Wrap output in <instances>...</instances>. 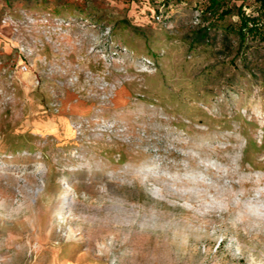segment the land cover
<instances>
[{
  "label": "rangeland",
  "instance_id": "1",
  "mask_svg": "<svg viewBox=\"0 0 264 264\" xmlns=\"http://www.w3.org/2000/svg\"><path fill=\"white\" fill-rule=\"evenodd\" d=\"M259 1L0 0V264H264Z\"/></svg>",
  "mask_w": 264,
  "mask_h": 264
},
{
  "label": "trees",
  "instance_id": "2",
  "mask_svg": "<svg viewBox=\"0 0 264 264\" xmlns=\"http://www.w3.org/2000/svg\"><path fill=\"white\" fill-rule=\"evenodd\" d=\"M259 3L261 4L262 8H264V0H260ZM222 5V0H210V4L207 7L210 11L219 10L220 6ZM246 4L244 3L242 7L239 8V14L241 16V23L239 27V36H240V48L246 41L248 35L250 34H262L264 35V16L260 13H247ZM231 11L223 10L220 14H229ZM256 14V15H255Z\"/></svg>",
  "mask_w": 264,
  "mask_h": 264
},
{
  "label": "built area",
  "instance_id": "3",
  "mask_svg": "<svg viewBox=\"0 0 264 264\" xmlns=\"http://www.w3.org/2000/svg\"><path fill=\"white\" fill-rule=\"evenodd\" d=\"M247 13H249V12H247ZM160 17H161V16H158L157 18L160 19Z\"/></svg>",
  "mask_w": 264,
  "mask_h": 264
}]
</instances>
